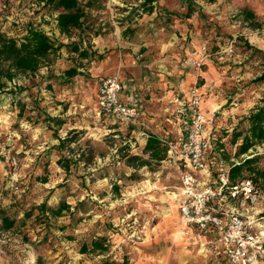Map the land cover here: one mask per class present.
Listing matches in <instances>:
<instances>
[{
	"label": "rangeland",
	"instance_id": "rangeland-1",
	"mask_svg": "<svg viewBox=\"0 0 264 264\" xmlns=\"http://www.w3.org/2000/svg\"><path fill=\"white\" fill-rule=\"evenodd\" d=\"M142 1L97 0L100 7L90 10L85 30L68 36L57 29L56 11L33 0H0V30L19 38L32 24L65 44L48 68L20 76L0 90V208L17 221L9 230L0 229V264H229L215 234L186 225L176 212L180 178L174 161L166 155L149 165L127 162L131 155L147 158L143 147L149 134L177 141L179 114L152 121L139 112L135 122L124 123L99 112L96 92L100 78H120L124 65L130 70L158 67L165 59L172 65L185 63L186 51L197 48L189 65L199 69L192 61L202 56V47L216 53L236 37L227 97L250 99L253 108L264 97V81L255 80L264 67V0H193L202 9L189 18L179 14L185 11L182 0H155L150 13L138 7ZM242 6L257 14L254 26L238 14ZM163 7L179 13L165 16ZM79 40L91 53L75 60L70 45ZM78 63L81 74L61 78ZM154 79L138 81L141 101L163 97ZM199 85L197 76L188 92ZM248 113L224 120L226 125L215 124L221 111L207 120L213 123L206 130L212 138L209 158L214 159L210 180L219 168L227 169L247 154L263 156L264 165V144L237 156L241 139L232 143L235 131L245 129ZM71 131L75 141L57 149L56 136L64 138ZM82 153L68 171L57 162L61 155L76 159ZM43 201L70 208L46 221L36 208ZM225 206L238 203L227 200ZM255 208L264 215V192ZM28 211L31 216L24 218ZM98 236L106 238V251H80L83 242Z\"/></svg>",
	"mask_w": 264,
	"mask_h": 264
},
{
	"label": "built area",
	"instance_id": "built-area-1",
	"mask_svg": "<svg viewBox=\"0 0 264 264\" xmlns=\"http://www.w3.org/2000/svg\"><path fill=\"white\" fill-rule=\"evenodd\" d=\"M235 39H230L220 50L232 55ZM202 47V56L193 60L200 68L208 56ZM121 81L118 75L100 78L96 92V104L101 114L121 122H135L139 111L119 98ZM189 125L175 142L163 140L167 156L172 159L179 173L178 210L182 220L201 231H214L219 235L222 255L229 264H264V215L257 206L262 194L250 180L227 187V169L219 168L215 180L204 182L203 174L210 175L214 159L209 158L212 138L205 131L208 119L215 111L204 113L201 94L193 87L188 92ZM202 174L201 177L197 176ZM227 200L236 206H225Z\"/></svg>",
	"mask_w": 264,
	"mask_h": 264
},
{
	"label": "trees",
	"instance_id": "trees-1",
	"mask_svg": "<svg viewBox=\"0 0 264 264\" xmlns=\"http://www.w3.org/2000/svg\"><path fill=\"white\" fill-rule=\"evenodd\" d=\"M97 0H33L36 4L50 11H56V26L61 34L70 35L73 30H80L83 32L88 26V19L90 10L98 9L100 5H96ZM155 0H143L138 7L147 10L149 13L154 10ZM213 2L214 0H205ZM185 5V11L179 13L178 11L170 10L168 8H161L165 16L172 13H179L181 17L189 18L194 13L201 11L202 7L193 0H182ZM240 16L243 20L252 24L257 20V14L249 7L242 6L239 9ZM167 19L169 17H166ZM254 26V25H253ZM257 26V25H255ZM98 34V33H94ZM236 41V37H234ZM78 42H71L70 51L76 53V58L86 59L90 56L91 51L87 47L80 46ZM247 44L248 48H253ZM235 45V44H234ZM65 44L58 39L50 36L43 29L33 26L32 24L26 27L25 34L19 38L9 36L6 32L0 30V90L6 87L7 82H14L20 76H32L36 74L42 67H49L60 56V50ZM81 63L73 65L65 69L61 75L62 79H70L76 75L81 74L79 71ZM256 81H264V67L261 74L255 79ZM48 118V117H47ZM50 119V118H49ZM245 129L235 131L232 138V143H236L237 139L241 141L236 149V155H244L256 145L264 144V97L261 102L255 105L245 117ZM58 144L56 148L61 150L66 144L74 142L76 133L71 131L66 137L61 138L56 136ZM157 135L149 134L143 147V152L147 158H142L139 155H131L127 158V162L136 161L137 166L149 165L151 162H160L165 159L167 155V146ZM69 148V147H67ZM69 154L73 149H68ZM218 154H221L222 148L219 147ZM83 153L80 157L72 159L71 156L61 155L57 160L58 164L66 171L70 169V165H76L77 161L82 159ZM86 158V157H85ZM263 156L248 154L237 162L231 163L227 167V187H232L243 180H250L257 190L263 194L264 192V165H261ZM135 165V164H134ZM117 185L115 188L117 189ZM39 210V218L46 221L49 217H59L63 214V210L69 209L67 203H60L57 207L47 206L43 201L36 206ZM24 218H29L31 212H25ZM16 218L11 216L8 212L0 208V229L9 230L16 225ZM108 245L104 236L92 237L89 242H83L80 245L82 253L88 251H106ZM103 264H109L104 261Z\"/></svg>",
	"mask_w": 264,
	"mask_h": 264
},
{
	"label": "crops",
	"instance_id": "crops-1",
	"mask_svg": "<svg viewBox=\"0 0 264 264\" xmlns=\"http://www.w3.org/2000/svg\"><path fill=\"white\" fill-rule=\"evenodd\" d=\"M179 34H181V32ZM188 35H190V33L187 32L186 37H188ZM144 46L147 49L150 47L148 44H145ZM222 48L223 46L220 49ZM197 51L198 48L194 52L186 51L189 59L185 63L175 61L174 65H172L168 59H165V61L163 60L158 67L153 68L149 67V65L143 68H135L132 66L129 70L127 66H122L120 77L121 91L119 93V98L129 105L135 106L141 114L151 115L150 120L152 121H156L160 116L162 118L164 115L170 114V112L178 113L180 128L176 129V133L180 132V137L184 134L189 125L187 103L188 89L194 83L197 76L200 78L198 90L201 94L202 111L207 113V115L212 111H215V113L221 111L219 123H215L216 125H226V123L223 122L224 120L228 118L232 119L235 115H244L249 112L253 105L251 104L250 99L241 101L236 98L230 100V98L227 97L229 88L225 83L226 80L231 78V76H227V73L230 74L233 72L231 70L232 63H229L230 60H234V57H231L233 54L229 55L227 53H222L221 51L211 53L206 50L208 56L203 60L201 68L196 69L189 65V60L196 55ZM200 55H202V53H200ZM154 77L157 80L154 79L153 83H156L157 87L163 89L164 95L160 99H151L150 101L143 102L138 97L137 83L142 80L148 82ZM212 126V122L206 123L205 131ZM206 132L210 134V131ZM203 175L204 176L198 174L197 176H202L201 178L204 182L210 181V175ZM178 188L179 186L174 192V200L179 214ZM203 232L215 234L218 237L220 248L222 250L219 235L216 232L211 230Z\"/></svg>",
	"mask_w": 264,
	"mask_h": 264
},
{
	"label": "bare ground",
	"instance_id": "bare-ground-1",
	"mask_svg": "<svg viewBox=\"0 0 264 264\" xmlns=\"http://www.w3.org/2000/svg\"><path fill=\"white\" fill-rule=\"evenodd\" d=\"M174 202H175V200H174ZM176 212H178V211H176Z\"/></svg>",
	"mask_w": 264,
	"mask_h": 264
}]
</instances>
